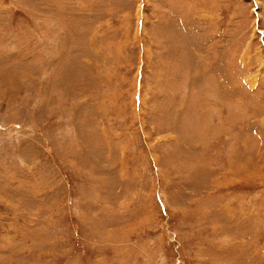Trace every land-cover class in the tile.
Masks as SVG:
<instances>
[{
    "label": "rangeland",
    "instance_id": "obj_1",
    "mask_svg": "<svg viewBox=\"0 0 264 264\" xmlns=\"http://www.w3.org/2000/svg\"><path fill=\"white\" fill-rule=\"evenodd\" d=\"M0 264H264V0H0Z\"/></svg>",
    "mask_w": 264,
    "mask_h": 264
}]
</instances>
